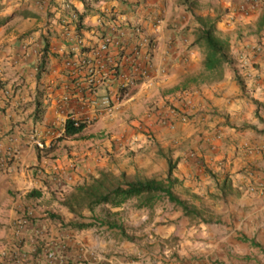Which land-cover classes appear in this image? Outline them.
Listing matches in <instances>:
<instances>
[{
    "label": "crops",
    "instance_id": "0c3cea01",
    "mask_svg": "<svg viewBox=\"0 0 264 264\" xmlns=\"http://www.w3.org/2000/svg\"><path fill=\"white\" fill-rule=\"evenodd\" d=\"M109 17L140 25L151 39L149 78L128 89L111 115L97 114L65 136L66 119L85 113L79 100L87 94L85 67L70 69L66 60L79 49L89 55ZM204 24L228 57L211 71L196 42ZM169 107L188 120L158 122ZM168 161L180 199L212 200L208 218L187 215L166 197L134 206L132 219L145 223L140 240L125 230L124 204L111 209L112 220L69 231L61 221L74 217L49 204L52 194L115 166L164 177ZM0 166L7 186L0 189V250L15 239L13 220L26 210V248L62 239L60 264H264V0H0Z\"/></svg>",
    "mask_w": 264,
    "mask_h": 264
},
{
    "label": "built area",
    "instance_id": "2783aa9c",
    "mask_svg": "<svg viewBox=\"0 0 264 264\" xmlns=\"http://www.w3.org/2000/svg\"><path fill=\"white\" fill-rule=\"evenodd\" d=\"M70 17L76 19L77 15L71 11ZM104 22L105 24L102 23L101 28L97 30L100 36L99 42L90 50V54L87 55L83 49H79L78 54L75 57L70 56L65 63L73 70L80 66L85 67L87 94L84 96L82 94L79 100L85 108V113L66 119V122L71 121L75 126L90 125L100 113L111 115L116 106L125 98L127 90L137 82L147 80L150 75L152 41L144 34L141 26L123 24L112 17L105 19ZM125 36L127 40L124 39ZM128 42L130 43L127 44ZM141 49H144L143 53ZM253 49L260 52L261 46L256 45ZM100 87H104L105 90L98 96L96 92ZM173 118L181 122L188 120L185 113L169 107L165 114L158 116L157 121L164 124L169 123ZM36 145L38 148H43L41 142H36ZM8 151L14 153L12 149H7ZM72 168L75 169L76 165H72ZM53 178L58 185L65 186V180H62L60 176ZM69 179L70 177L66 180ZM249 190L253 188L250 187ZM31 224L30 214L26 210L13 220L15 239L0 250V262L4 264L62 263L61 254L66 248L62 239L52 241V244L42 245L39 252L35 248H26L24 239ZM29 242L35 243L34 240ZM90 262L95 263V257Z\"/></svg>",
    "mask_w": 264,
    "mask_h": 264
},
{
    "label": "trees",
    "instance_id": "16d2710c",
    "mask_svg": "<svg viewBox=\"0 0 264 264\" xmlns=\"http://www.w3.org/2000/svg\"><path fill=\"white\" fill-rule=\"evenodd\" d=\"M196 42L205 47L206 54L203 60V66L206 70H215L223 63L228 62L227 54L219 38L213 33L212 25L204 24L198 31ZM45 53L43 52L38 65V73L41 72V64L44 61ZM40 105L36 106V111ZM85 128L84 124L79 126L73 125L71 121L65 124L64 135L72 136L78 134ZM174 164L168 161L165 176L158 177H134L127 179L123 174L115 176L112 173L100 172L98 177H91L89 182L84 181L71 188V191L66 194L61 201L68 212L73 215H79L81 210L86 208L90 211L94 207L102 204H110L113 207L121 206L126 200L137 199V208H142L152 205L157 200L166 197L170 202L179 206L185 214H198L199 212L190 208L185 200L180 199L173 191L174 186L178 183V179L173 176ZM31 196H36V191L29 193ZM47 216L50 219L60 218L53 212H48ZM80 216V215H79ZM97 219L84 222L72 218L67 222L61 221L62 226L70 229H85L97 224ZM96 223V224H95ZM102 223H104L102 221ZM111 226V225H110ZM123 232V229H121ZM38 247V248H37ZM37 252L40 251L41 245L37 246Z\"/></svg>",
    "mask_w": 264,
    "mask_h": 264
},
{
    "label": "rangeland",
    "instance_id": "374dc122",
    "mask_svg": "<svg viewBox=\"0 0 264 264\" xmlns=\"http://www.w3.org/2000/svg\"><path fill=\"white\" fill-rule=\"evenodd\" d=\"M11 160H13V157H11ZM123 166L125 168L124 170L118 169V167L115 166V167L111 168L110 170H107V171H104V172L112 173L115 176L123 174L127 179H132L134 177H145L146 175H149V173H148L149 171H146L145 169H141L139 172H137V171L136 172H132V171H129V166H131L130 164H126V165H123ZM3 168H5V167L0 166V173L3 172L4 170H6V169H3ZM158 168H159V166H158ZM163 172L164 171H162L160 169H158V171H157V173L159 175L163 174ZM2 177H3V175L0 176V189H6L7 186L5 184H3L4 180L3 181L1 180ZM91 177L92 176H90L89 179ZM89 179L87 180V182H89ZM82 182H84V181H82ZM78 184H81V183H78ZM75 185H77V184H75ZM75 185H70L67 189H65L64 192H61V195L60 194H57V195L56 194H52V198H50V203L49 204H52V203L54 204V206H52L53 210L58 212L59 209H63V211L65 209L67 214L70 213V212L68 213V210H66V208L64 206H62L60 203L65 198L66 194H68L71 191V188L73 186H75ZM174 188H177L178 191H182L181 187H179V185H177V184L174 186ZM184 200L187 202V205L190 208H192L194 205L199 206L200 209H201L200 212H199L200 215L204 216L205 218H208L210 216V213H209V210H210L209 207L210 206L209 205L212 203V200L210 198L204 199L202 201V200L197 199V198H195V197H193L191 195L190 196L186 195ZM22 201H24V200H22ZM35 202H36L35 199H33V203H35ZM57 204L59 205V207H58ZM123 204L122 205L124 207H123V210L120 212V215H121L120 217H121V219L124 220L123 224L126 227L125 230H127L128 233H131V234L136 232L137 233L136 236L139 237L140 240H143L144 237H145V223L144 222H136V221H138V219L137 218L136 219H132V217H131V211L133 210L134 206L136 207L137 199H135V198L128 199ZM113 208L114 207L111 206L110 204H102V205H98V206L94 207L92 211H90V210H88L86 208L82 209L81 213L79 214L80 216L79 215H73V214H71V216L74 217L77 220H83L84 222H89V221H93L94 219H97L95 221H97V223H99V221H98L99 218H102V219L107 220V221L110 220V219L112 220L113 215H112L111 209H113ZM58 213H60V211ZM141 213H144V211L141 210ZM61 215H63L62 211H61ZM139 215H141V214H139ZM64 217L66 218V215H64ZM69 218L70 217H68V219ZM126 219L127 220H131V223H127ZM128 225H130V226H128ZM96 226H97V224H96ZM65 229H66V231L71 230L69 227H66ZM42 242H44V240Z\"/></svg>",
    "mask_w": 264,
    "mask_h": 264
}]
</instances>
